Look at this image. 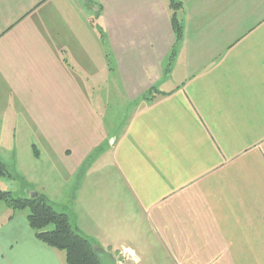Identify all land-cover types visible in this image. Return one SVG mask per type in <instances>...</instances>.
<instances>
[{
    "label": "crops",
    "instance_id": "crops-1",
    "mask_svg": "<svg viewBox=\"0 0 264 264\" xmlns=\"http://www.w3.org/2000/svg\"><path fill=\"white\" fill-rule=\"evenodd\" d=\"M182 2L0 0V159L124 264H264V0ZM26 216L0 264H66Z\"/></svg>",
    "mask_w": 264,
    "mask_h": 264
},
{
    "label": "trees",
    "instance_id": "trees-1",
    "mask_svg": "<svg viewBox=\"0 0 264 264\" xmlns=\"http://www.w3.org/2000/svg\"><path fill=\"white\" fill-rule=\"evenodd\" d=\"M167 3L172 31L175 41H178L182 36L183 27L177 12L183 8V2L167 0ZM97 30L101 34V29ZM152 91L153 89L149 90L147 94ZM0 178L11 180L17 178L7 170L1 159ZM0 202L11 211L27 210L26 220L35 238L44 245L63 252L66 264H100L93 243L78 231L67 213L57 210L44 195L36 193L35 196L32 194L31 197H20L9 191L0 190Z\"/></svg>",
    "mask_w": 264,
    "mask_h": 264
},
{
    "label": "rangeland",
    "instance_id": "rangeland-1",
    "mask_svg": "<svg viewBox=\"0 0 264 264\" xmlns=\"http://www.w3.org/2000/svg\"><path fill=\"white\" fill-rule=\"evenodd\" d=\"M98 14H96L95 17H97ZM96 26L100 29V27L96 24ZM123 118H125V113H124V108H123V112L120 114V118L117 119V122H116V127H119L120 126V121L119 120H122ZM117 131V128L114 129V132H112V135L115 134V132ZM27 134H29V132H27ZM100 152H102V150H95L94 153H92L89 157H87L83 164L89 166L90 164L94 163L95 160L99 157V154ZM23 164L26 165L28 167L29 163H28V160L26 158H23ZM9 163V162H8ZM6 164V163H5ZM11 163H9L8 165L6 164L7 166V170L14 176H17L16 179H9L11 181H7L9 183V185H7L8 187H10L9 190H11L10 192L12 194H14L15 196H20L21 195V190L22 189H26V183L24 182V179H23V174H26L25 172H28L29 171V168L28 170L26 171L25 169H23V165H22V169H18L20 171H16L15 172V166L14 164L13 165H10ZM85 168V167H84ZM19 175H18V173ZM21 172V173H20ZM78 179V177L76 178V180ZM41 181V180H39ZM18 194V195H17ZM20 194V195H19ZM62 196H65L64 193L61 194ZM57 210H60L58 209L56 206H54ZM27 212V210H26Z\"/></svg>",
    "mask_w": 264,
    "mask_h": 264
},
{
    "label": "water",
    "instance_id": "water-1",
    "mask_svg": "<svg viewBox=\"0 0 264 264\" xmlns=\"http://www.w3.org/2000/svg\"><path fill=\"white\" fill-rule=\"evenodd\" d=\"M32 194L33 196H35L36 192H31L29 194V197H31ZM94 252L98 257L100 264H116V259L111 253H108L100 248H95Z\"/></svg>",
    "mask_w": 264,
    "mask_h": 264
},
{
    "label": "built area",
    "instance_id": "built-area-1",
    "mask_svg": "<svg viewBox=\"0 0 264 264\" xmlns=\"http://www.w3.org/2000/svg\"><path fill=\"white\" fill-rule=\"evenodd\" d=\"M129 259V255L125 251H121L119 253V260L117 261V264H124Z\"/></svg>",
    "mask_w": 264,
    "mask_h": 264
}]
</instances>
